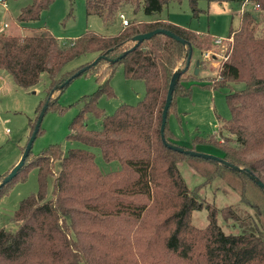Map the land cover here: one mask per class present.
Masks as SVG:
<instances>
[{"label": "trees", "instance_id": "trees-1", "mask_svg": "<svg viewBox=\"0 0 264 264\" xmlns=\"http://www.w3.org/2000/svg\"><path fill=\"white\" fill-rule=\"evenodd\" d=\"M55 1L32 0L22 7L18 21L29 27L26 23L39 20ZM69 1L73 4L76 0ZM181 1L84 0L87 14L101 17L107 25L127 6L134 13L143 8L146 14H154ZM189 2L197 16L201 12L198 0ZM263 19L264 0H250L240 15L239 28L230 31L233 42L220 67L221 80L200 83L204 88L227 89L231 114L227 122L236 121L233 138L237 146L212 142L223 150L222 159L243 170L172 150L162 139V114L171 78L179 68L169 113L178 96L191 95L193 86L188 82L198 79L186 78L188 70L184 68L191 50L192 59L194 50L203 55L213 47L216 38L211 33L162 18L129 19L115 34L86 30L68 41L48 28L33 34L0 33V69L18 86L34 88L43 74L49 77L38 116L47 102L46 112L61 110V94L84 73L94 71L99 83L95 92L76 102L80 110L69 124L68 139L79 140L86 147H72L65 153L61 145L51 144L34 162L38 189L21 200L12 215L16 227L0 228V264H264V187L257 181L264 183ZM157 28L172 31L186 43L158 33L135 47L132 38L136 34ZM86 54L93 57L65 69ZM119 66L127 79L142 80L146 92L137 104L123 103L107 114L98 101L103 95L115 96L110 82ZM240 83L245 88L235 89ZM90 115L101 120V129L88 128ZM166 128L167 124L164 134L172 143ZM94 149H99L106 161H117L118 167L103 171ZM182 158L193 160L196 173L206 181L226 180L249 210L234 205L219 209L203 203L180 173ZM51 178L53 192L48 197ZM202 208L207 209L208 223L199 227L193 224L192 215ZM220 212L226 225L233 222L240 230L224 231L218 222Z\"/></svg>", "mask_w": 264, "mask_h": 264}, {"label": "rangeland", "instance_id": "rangeland-1", "mask_svg": "<svg viewBox=\"0 0 264 264\" xmlns=\"http://www.w3.org/2000/svg\"><path fill=\"white\" fill-rule=\"evenodd\" d=\"M32 0H0V33L33 34L39 28H48L62 41H68L80 36L86 30H92L99 34L111 35L124 26L118 17L112 24H105L101 17L88 15L84 0H76L73 4L69 0H56L47 10L42 12L39 20L30 21L29 27H22L24 23L18 21L22 7ZM244 0H198L201 12L193 15L189 0L171 2L164 7L162 12L146 14L141 8L137 13L129 6L120 10L130 20L151 21L155 18H163L172 23L179 24L200 33H211L215 38H227L231 29L240 26V10ZM72 7V12L71 11ZM119 12V13H120ZM264 22V19H263ZM33 28V29H31ZM232 41L222 45L215 42L213 47L201 55L194 50L186 78L192 77L198 80L188 82L192 84L190 96H178L176 105L171 109L166 135L171 142L189 150L200 153L223 156V150L213 143L214 139L220 143L237 146L234 141L233 130L237 129L236 121L227 122L231 118L226 100L227 89H210L200 85L201 80H221L220 67L226 59ZM211 57L206 58L204 54ZM92 54L80 56L66 65L70 69L91 59ZM199 65L198 75L194 74L197 61ZM177 70H180L177 68ZM200 79V80H199ZM47 74L42 75V80L34 88H22L13 80L5 70L0 69V180L20 161L28 141L33 133L32 127L37 122V109L44 100L49 85ZM209 82V81H208ZM111 85L115 96L103 95L98 104L107 114L115 112L123 103L135 105L145 95L146 86L142 80L127 79L124 76L123 66H119L111 78ZM99 86L94 71H88L74 79L61 94L58 103L61 110L50 108L44 115L40 133L32 147L26 164L7 183L0 193V228L14 229L15 222L12 215L19 207L21 200L35 193L38 189V169L34 163L42 157L43 151L51 144H59L66 153L72 147H86V145L74 139H68L70 134L69 124L80 110V104L76 103L83 95L93 93ZM244 83L236 84L235 89L243 90ZM45 105V104H44ZM40 108V112L43 106ZM249 113V112H247ZM249 115H253L249 113ZM32 121V126L30 125ZM243 122V121H242ZM90 129H101L102 122L90 115L87 120ZM229 139V140H228ZM100 168L107 172L118 167L117 161H106L99 149L93 150ZM179 164L180 173L191 190H196L203 203H211L221 209L226 205L238 206L242 211H248L242 203L240 195L223 178L207 179L196 173L194 161L182 158ZM60 163L56 164L58 172ZM0 181V183H1ZM53 179L48 186V197L52 196ZM206 208L196 210L192 215V222L196 226L204 227L208 223ZM218 222L226 232H237L239 226L229 222L226 225L220 212ZM231 225V226H229Z\"/></svg>", "mask_w": 264, "mask_h": 264}, {"label": "water", "instance_id": "water-1", "mask_svg": "<svg viewBox=\"0 0 264 264\" xmlns=\"http://www.w3.org/2000/svg\"><path fill=\"white\" fill-rule=\"evenodd\" d=\"M158 33H163V34H166L172 38H175L176 40L178 41H181L182 43H186V41L182 38H180L179 36H177L175 33H173L172 31L170 30H167V29H163V28H157V29H154L152 31H148V32H144V33H139V34H136L133 38H132V41L135 42V47L142 41L144 40H147L149 38H151L152 36H154L155 34H158ZM191 57H192V50L190 51V56H189V59H188V63H187V66L184 68V71L188 70L189 67H190V62H191ZM100 57H97L93 63H97L98 60H99ZM199 65H200V62L197 61L196 63V67L194 69V74L195 75H198L199 73ZM82 71H84V69H82L81 71L77 72L76 75H79ZM180 75H181V70H176L171 78V81H170V84H169V88H168V93H167V98H166V103H165V106H164V109H163V114H162V125H161V131H162V139H163V142L164 144L172 149V150H175V151H179V152H182V153H186V154H189V155H192V156H198V157H203V158H210V159H216V160H219V161H222L224 162L225 164L233 167L234 169H238V170H243L242 168L240 167H237L236 165L228 162L227 160H224L222 159L221 157L219 156H216V155H212V154H206V153H200V152H197L195 150H189V149H185L183 147H180L178 145H175V144H172L170 143L165 134H164V131H165V127H166V124H167V119H168V114H169V110H170V106L172 104V101H173V95H174V91H175V88H176V85H177V82L179 81V78H180ZM48 108V102L43 106L39 116H38V119H37V122H36V125H35V128L33 130V133L28 141V144H27V147L20 159V161L17 163V165L6 175V177L1 181L0 183V189L5 186L7 183H9L11 181V179L18 173V171L25 165L29 155H30V152L32 150V147L34 145V142L37 138V135H38V132H39V129H40V126L42 124V121H43V118H44V115L46 113V110ZM259 185L264 187V183L260 180H257Z\"/></svg>", "mask_w": 264, "mask_h": 264}, {"label": "built area", "instance_id": "built-area-1", "mask_svg": "<svg viewBox=\"0 0 264 264\" xmlns=\"http://www.w3.org/2000/svg\"><path fill=\"white\" fill-rule=\"evenodd\" d=\"M249 2H250V0H244V1L242 2V5H241V12H242V13L246 10V8H247ZM256 8H259V6L257 5ZM119 16H120V18L122 19V21H123V25H124V26H126V25L129 24V19L125 16V14H124L123 12H121V13L119 14ZM227 39L233 42V38H232V37H230V38H229V37H227V38L218 37V38L215 39V43H216L217 45H222V44H224V43L227 42ZM204 56H205L206 58L211 57V55H210L209 53L204 54Z\"/></svg>", "mask_w": 264, "mask_h": 264}, {"label": "crops", "instance_id": "crops-1", "mask_svg": "<svg viewBox=\"0 0 264 264\" xmlns=\"http://www.w3.org/2000/svg\"><path fill=\"white\" fill-rule=\"evenodd\" d=\"M241 14H242V12H241V10H240V14H239V16H240ZM155 19H156V18H155ZM155 19H154V20H155ZM162 19H163V18H162Z\"/></svg>", "mask_w": 264, "mask_h": 264}]
</instances>
